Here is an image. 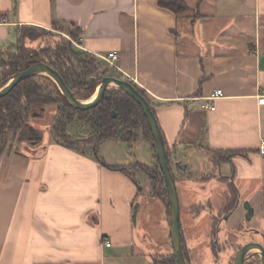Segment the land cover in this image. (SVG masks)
Masks as SVG:
<instances>
[{
  "label": "crops",
  "instance_id": "obj_1",
  "mask_svg": "<svg viewBox=\"0 0 264 264\" xmlns=\"http://www.w3.org/2000/svg\"><path fill=\"white\" fill-rule=\"evenodd\" d=\"M185 1L191 9L175 13L158 0H0V42L16 40L22 25L63 33L75 23L101 75L130 80L148 96L172 163L185 172L189 156L202 157L199 179L230 181L241 198L246 181H264V0ZM114 50L112 66L105 57ZM217 89L224 96L212 111L204 105ZM229 150L242 154L219 164L210 157ZM27 151L0 156V264H164L154 257L168 252L169 237L173 251L170 211L167 219L152 185L142 195L131 172L53 137Z\"/></svg>",
  "mask_w": 264,
  "mask_h": 264
},
{
  "label": "trees",
  "instance_id": "obj_2",
  "mask_svg": "<svg viewBox=\"0 0 264 264\" xmlns=\"http://www.w3.org/2000/svg\"><path fill=\"white\" fill-rule=\"evenodd\" d=\"M158 4L175 13L191 9L185 0H158ZM67 25V34L53 33L37 25L20 26L17 29L18 36L15 43L8 48L0 47V88L14 74L27 69L32 64L45 62L59 72L77 98L89 99L104 77L100 73L101 60L95 54L75 46V42L80 43L83 30L73 22H69ZM140 92L147 98L156 115L148 96L143 90ZM48 105L56 106V113L52 122L53 139L79 153H90L108 168L121 170L132 175L126 167H112L101 161L98 148L101 143L109 139H122L132 142L136 140V132L139 128H142L144 136L152 141L155 152L154 136L144 110L123 89L110 88L109 86L97 106L81 110L69 104L53 79L46 75H34L23 79L10 93L0 97V156L13 149L15 143L40 141L43 135L42 130L32 124L31 120L44 117ZM75 123L86 125L89 133L84 137L71 134L68 127ZM163 138L171 168L170 148L164 134ZM211 154L215 163L219 164L223 161H229L232 156L242 154V151H212ZM158 164L157 161V164L151 167L138 162L134 166L148 174L155 195H159L157 193L158 181L164 187V175ZM173 175L177 179L174 173ZM227 183L226 206L228 208L227 213H230L239 204L240 192L234 183L230 181ZM181 231L183 250L185 257L189 260L183 230L181 229ZM154 258L157 262L164 264H176L173 254L163 258L160 256ZM250 258L244 264H262L261 257L258 261L250 260Z\"/></svg>",
  "mask_w": 264,
  "mask_h": 264
},
{
  "label": "rangeland",
  "instance_id": "obj_3",
  "mask_svg": "<svg viewBox=\"0 0 264 264\" xmlns=\"http://www.w3.org/2000/svg\"><path fill=\"white\" fill-rule=\"evenodd\" d=\"M67 30L68 25H65L63 33L55 30L49 31L53 33L67 34ZM14 40V38H11L8 42H0V47L8 48L15 43L16 40ZM75 44V46L79 47L78 43L75 42ZM110 68L111 71L109 74L116 75L117 72L115 69L113 67ZM115 87L120 88L115 84L110 85V88ZM55 113L56 106L48 105L44 117L31 120L32 124L42 130V138L39 142L26 143L25 145L22 143H15V151H24L28 148L30 151H27V153L31 154L30 152L32 150L40 151L44 148L53 137L52 122ZM68 131L75 136L83 137L89 133L88 127L83 123L69 125ZM16 147L18 149H16ZM98 153L99 159L106 162L109 166L127 167L138 180V187H141V194L148 195V189L152 185V181L144 170L137 169L134 166L136 163L140 162L147 166L154 167L157 164V160L154 157L152 141L144 136L142 128H139L136 132V140L130 142L122 139H109L100 144ZM88 156L96 160V158L90 153H88ZM210 157L212 158L211 153ZM186 160L189 161L191 167L188 171H180L174 163L171 165V170L177 178L176 184L178 192L181 194L180 220L185 246L188 249V263L234 264L236 253L244 244L248 242H260L264 245V181L257 179L246 181V186L243 187L244 195L240 198L239 206L229 216L224 215L228 212L225 194L228 186L223 184L224 181L199 179L200 176L204 174L200 167L203 168V166L207 165V162L203 161L202 157L189 156ZM215 173L216 171H212L204 176L207 178L213 177L215 176ZM243 183L244 182L241 184ZM157 187V193L159 195H155L154 192L153 194L165 205L168 219L169 201L167 190L164 191V187L166 189L165 181L164 187L161 185L160 181H158ZM183 193H186L188 196ZM140 201H142V198H140ZM246 202L254 208V213L251 217H248V210L245 205ZM158 205L159 209H153V218L154 222L159 223L164 215V209H161L162 207L160 204ZM222 215H224L223 219L218 225V217H221ZM226 216L227 218H225ZM139 220L140 218H138V221ZM216 225H218L220 229L219 235L216 234L215 231ZM136 227V229L140 231L141 221L138 222ZM216 239H218L217 245L215 244ZM169 241L170 237L167 246L168 252L163 251L155 256L163 258L173 254L171 241ZM188 245L196 246L197 249L191 251ZM259 253V249H253L250 254H256L257 256L255 255L251 257L250 260H260Z\"/></svg>",
  "mask_w": 264,
  "mask_h": 264
},
{
  "label": "water",
  "instance_id": "obj_4",
  "mask_svg": "<svg viewBox=\"0 0 264 264\" xmlns=\"http://www.w3.org/2000/svg\"><path fill=\"white\" fill-rule=\"evenodd\" d=\"M34 75H46L53 79L59 86L61 92L63 93L69 104L77 109L86 110L97 106L103 99L108 87L114 84L123 89L141 105L154 136L157 160L159 163V167L164 175V181L169 201L170 234L172 239L173 255L175 257L176 264H189L183 250L180 220L181 205L176 180L169 166L165 148V141L158 119L153 112L147 98L130 80L107 75L103 77L97 87V90L89 99H79L73 94L71 89L64 82L59 72L45 62L32 64L27 69L14 74L12 78L0 88V97H3L10 93L13 88L23 79ZM245 205L248 210V217H251L254 213V208L249 205L248 202H246ZM137 209L138 206L135 205L133 212L134 223H136ZM225 218H227V216ZM256 248L260 250L259 254L261 256L262 264H264V245L260 242H248L244 244L238 250L235 256L234 264H244L245 260L249 257L248 255L250 254V252Z\"/></svg>",
  "mask_w": 264,
  "mask_h": 264
},
{
  "label": "built area",
  "instance_id": "obj_5",
  "mask_svg": "<svg viewBox=\"0 0 264 264\" xmlns=\"http://www.w3.org/2000/svg\"><path fill=\"white\" fill-rule=\"evenodd\" d=\"M119 52L117 50H114L112 52H110L108 54V56H106V60L112 65V66H115V62L119 59ZM224 96V92L222 89H217L215 90L211 96L208 98V102L205 103L204 107H207V109H210L212 111H214L216 109V106L214 104V100L218 97H222ZM259 101L261 103H264V92H261L260 95H259ZM261 151L262 153H264V140L262 141V144H261ZM111 241H106V245L107 246H111Z\"/></svg>",
  "mask_w": 264,
  "mask_h": 264
},
{
  "label": "flooded vegetation",
  "instance_id": "obj_6",
  "mask_svg": "<svg viewBox=\"0 0 264 264\" xmlns=\"http://www.w3.org/2000/svg\"><path fill=\"white\" fill-rule=\"evenodd\" d=\"M239 203H240V198H239ZM238 206H239V204H238ZM237 206V207H238ZM233 212V211H232ZM232 212H230V213H226V214H224V215H230ZM224 215H222L221 217H218V225H219V222H221V220L223 219V216ZM218 225L215 227V231H216V234H218L219 235V232H220V229H219V227H218ZM181 229H182V226H181ZM217 243H218V239H216L215 240V244L217 245ZM242 247V246H241ZM238 252V251H237ZM237 254V253H236ZM256 255V254H255ZM236 256V255H235ZM249 257L245 260V261H247L251 256H253V255H251V254H249L248 255ZM261 257V256H260ZM235 260V259H234ZM261 263H262V260H261Z\"/></svg>",
  "mask_w": 264,
  "mask_h": 264
}]
</instances>
